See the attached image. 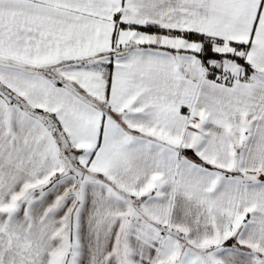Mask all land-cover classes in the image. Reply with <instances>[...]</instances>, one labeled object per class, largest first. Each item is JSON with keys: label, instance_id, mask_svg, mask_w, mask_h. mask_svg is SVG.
<instances>
[{"label": "snow or ice", "instance_id": "obj_1", "mask_svg": "<svg viewBox=\"0 0 264 264\" xmlns=\"http://www.w3.org/2000/svg\"><path fill=\"white\" fill-rule=\"evenodd\" d=\"M0 264H264V0H0Z\"/></svg>", "mask_w": 264, "mask_h": 264}]
</instances>
